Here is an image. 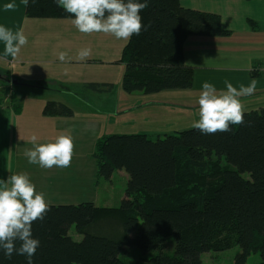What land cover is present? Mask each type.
<instances>
[{
    "label": "trees",
    "instance_id": "obj_1",
    "mask_svg": "<svg viewBox=\"0 0 264 264\" xmlns=\"http://www.w3.org/2000/svg\"><path fill=\"white\" fill-rule=\"evenodd\" d=\"M26 15L70 19L54 0H30ZM142 17L147 30L129 39L121 58L127 94L191 88L194 70L185 63V41L229 35L218 14L185 8L180 0H150ZM83 89L110 93L114 85L88 83ZM13 92L7 97L20 115L22 102ZM244 114L227 132L203 134L192 127L156 139L103 136L92 155L93 183L112 184L116 173L124 175V198L118 208L50 204L44 219L33 222L41 241L34 264H127V248L139 251L137 264H206L204 254L235 247L232 264H248L252 255L264 262V107ZM74 115L75 109L57 101L43 109L45 117ZM0 264L27 260L0 252Z\"/></svg>",
    "mask_w": 264,
    "mask_h": 264
},
{
    "label": "crops",
    "instance_id": "obj_2",
    "mask_svg": "<svg viewBox=\"0 0 264 264\" xmlns=\"http://www.w3.org/2000/svg\"><path fill=\"white\" fill-rule=\"evenodd\" d=\"M7 2L9 0H0V24L13 31L22 28L28 37V44L22 47L16 60L8 57L9 64L26 68L24 75H8L9 79L45 83L47 89L41 90L46 92H57V86L61 83L78 82L82 87L88 83L114 85L110 93L98 94L84 90L85 98L82 102L87 110H83V116H78L75 112L72 118L44 117L43 109L45 103L49 102L46 99L39 104V110L30 112L25 108L21 115H16L10 102H7L8 97L4 98L0 94V178L7 179L10 174L21 171L29 172L19 164L24 162L23 153L26 147L31 146L30 137L36 130L40 142L53 141L56 136L65 133L73 137L75 149L87 146L89 150L86 154V158L92 161L89 164L77 161L76 157L75 163L72 160L67 168L53 166L51 171L42 168V172L37 175H29L32 176L30 178L36 188L40 189L49 179L45 176L53 173L50 181L53 180L58 186L57 190H38L45 193L49 204L74 205L66 202L70 198L79 197L77 191L86 189L84 183L94 182L88 180V175L92 178L93 173H88L87 167H96L92 155L98 140L110 134L116 127L128 123L134 130L137 127V133L163 136L162 134L168 135L192 126L194 120L199 118L198 97L202 82L206 80L214 83L218 91L225 88V80L231 81L236 87L241 84L248 85L255 80V92L239 99L244 112L264 107V74L258 71L264 66V0H180L185 8L218 14L229 35L188 38L183 45V54L186 65L194 70L193 86L189 89L165 90L153 94L138 92L135 108L125 104L128 101L126 99L135 97L136 93L127 94L122 89L127 98L118 94V99L112 100L115 90L122 87L125 64L121 58L129 40L115 44L111 34L80 33L71 19H30L26 15L27 4L15 0L16 7L5 10L3 5ZM3 47L1 44L0 53L3 52ZM85 47L91 48V55L80 60L77 53ZM119 48L120 57L111 60V52L116 53ZM61 51H67L72 57L71 61L61 62L58 58ZM116 63L122 66V73L117 71L112 75L110 69ZM33 65L37 67L34 68ZM33 70L39 71L35 73ZM66 79L71 82L65 81ZM68 87L71 86L62 88L67 90ZM93 94L100 95L95 99L105 104L103 109L100 107L101 110H91L88 107L91 102L89 98ZM51 101L63 102L59 99ZM31 115L32 119L29 117ZM127 115L133 117L127 120ZM187 122L189 126L186 125ZM25 141L29 143L26 144ZM63 175L66 177L62 178ZM72 183L79 184L74 191L68 189Z\"/></svg>",
    "mask_w": 264,
    "mask_h": 264
},
{
    "label": "clouds",
    "instance_id": "obj_3",
    "mask_svg": "<svg viewBox=\"0 0 264 264\" xmlns=\"http://www.w3.org/2000/svg\"><path fill=\"white\" fill-rule=\"evenodd\" d=\"M28 4L30 0H21ZM35 2V0H31ZM69 14L72 24L80 33L111 34L118 40H129L139 36L148 25L143 23L142 10L149 6L150 0H54ZM5 10L16 7L15 0L3 5ZM0 43L3 52L0 56L16 60L23 46L28 44V37L22 28L13 31L0 24ZM91 55V48L78 51L77 58L84 60ZM61 62H69L72 57L67 51L59 53ZM225 88L217 90L214 83L202 82L198 97L199 118L192 127L203 134L227 132L231 126L244 121L243 105L240 97L251 95L256 90V81L248 85H233L224 81ZM26 144L29 141H25ZM30 147L23 155L27 162L41 168H67L73 156V137L62 133L53 141L40 142L36 133L30 137ZM50 208L46 195L38 191L26 173L10 174L7 179L0 178V252L8 259L13 253L26 257L27 264H34V256L41 245L33 235V222L42 220Z\"/></svg>",
    "mask_w": 264,
    "mask_h": 264
},
{
    "label": "rangeland",
    "instance_id": "obj_4",
    "mask_svg": "<svg viewBox=\"0 0 264 264\" xmlns=\"http://www.w3.org/2000/svg\"><path fill=\"white\" fill-rule=\"evenodd\" d=\"M114 40H115V44L116 43H122V42L126 41V40H118L115 37H114ZM1 44L2 43H0V45ZM120 49L121 48H119L116 51V53H114L113 51L111 52V54L109 56L111 60H117L120 57V54H121ZM9 61L10 60H8V57L2 56V59L0 58V62H2L0 64V74L3 75L2 79H0V94H2L4 98L5 97L7 98L8 94L11 90L14 91L13 93H15L16 99H18L19 101L24 103V104H22V110L23 109L25 110V108H27L28 110H30V112L35 111L36 109L39 110V104H41V101H44V99H46L48 101L59 99L60 101H63L61 103L65 102L64 104H67L68 106L75 109L76 115L83 116V114H84L83 110H87V109H86V105L82 102V100L85 98L84 89L78 82L73 83V82L66 79L65 81H68L71 83L70 84H68V83L59 84V86H57V89H58L57 92H49V91L46 92V91L41 90V89H47L44 86L45 83H38V81L27 82V81H23V80L21 81V80H16V79H11V78L9 79L8 75H12V74L24 75L23 72H24V70H26V68L21 67L20 65L9 64ZM93 63L96 64L97 62H93ZM99 65H101V64H99ZM32 67L36 68L37 66L33 65ZM21 68H22V71H21ZM79 70H80V68H78V71ZM33 71H35V73H38L39 70H33ZM117 71L120 72V74L122 73V66H120L118 63H116L113 66V68L111 67L110 74L115 75L114 72H117ZM29 73H31V71H29ZM12 81H14V83H12ZM6 83H8V84L5 85ZM61 86L64 88H66L67 86H71V87H68L69 90L68 89L63 90V88ZM75 86H77V87H75ZM10 87L12 89H10ZM118 94H121L123 96V98H127V94L122 93V87H121L120 90H115V92L112 94L113 95L112 100L118 99ZM97 95L98 94H93L89 98L91 100V102H89L88 107L91 110H97V109H100V107H102L101 109L104 108L105 104L103 102H99V100L95 99L98 96H100V95H98V96ZM134 96L135 97H133V98L126 99L128 101L125 105H130L131 107H134V108L137 107V93L134 94ZM105 97H106V95H105ZM191 100H192V97H191ZM7 102L9 103L10 99H7ZM10 107L12 108L11 105H10ZM198 112H199V110H198ZM190 113H192V111ZM29 117L31 119L33 118L32 115ZM131 117H133V116L127 115L126 119L128 120ZM186 125L189 126L188 122L186 123ZM184 129L185 130L192 129V126H189L188 128H184ZM113 131H115V132H113ZM113 131L109 132L110 134H106V135H111V134H115V133H117L118 135L137 134V127H135V130H134V128H131V125L126 123L122 127L121 126L116 127L115 130H113ZM181 131H184V130H181ZM35 133L37 134L38 131L36 130ZM172 133H174V132H172ZM172 133H169V134H172ZM162 135H165V134H162ZM150 136L153 139H156L158 137L157 134L150 135ZM11 149H14V148H11ZM88 151L89 150H87V146L84 148H77V149L74 148L73 149V156H72L73 163H75L76 157H77V161L87 162L88 164L90 162H92L86 158V154ZM23 159H24V162L23 163L21 162L19 165H23L25 169L29 170V172H26L27 175H32V173H33V175H34V173H36L35 175H37V173L42 172L41 167H39L38 165L29 164L27 162L26 157H24ZM93 164H94V161H93ZM45 170H46V168H45ZM51 170H52L51 168L47 169V171H51ZM87 171H88V173H93L92 178H90V176H89L90 174L88 175V180H94L95 175H96L95 166H92L91 168H90V166H88ZM21 172H23V171H21ZM52 174L53 173H48V175L45 176L47 179L49 178L45 182L46 185L43 188H40V189L37 188V190H43L45 192L57 190L58 186L55 185V183H53V180L50 181V177ZM32 176H30V177H32ZM65 177H66L65 175L62 176V178H65ZM113 179H114V181L112 184L106 182L105 180H101L96 185L92 182H91L92 185L89 184L88 182L84 183L83 186L86 189L81 188L77 191L79 197L78 198H70L69 202H66V203L76 205V204L85 203V202H92L97 206H102L105 208H109V207L118 208L120 202L122 201V199L125 196L126 177H124V175H121V174L117 176V173H116L114 175ZM62 185H64V184H62ZM76 187H79V184L72 183V186H70V188H68V187H66V188H68L71 191H74L76 189ZM59 205H68V204H59ZM171 240L173 241L172 238H171ZM172 252H173V250L170 253H172ZM237 252H238V248L235 247L234 249L229 250L227 252H223V253H219V254H213V253L204 254L202 257H203V260L205 261L206 264H232L234 257H235ZM122 256H123L124 261L127 264H137V262L140 261V259H141V255H140L139 251H137V249H134V248H127L124 251V253L122 254ZM248 264H264V262L262 261V259L258 255H252L248 259Z\"/></svg>",
    "mask_w": 264,
    "mask_h": 264
},
{
    "label": "built area",
    "instance_id": "obj_5",
    "mask_svg": "<svg viewBox=\"0 0 264 264\" xmlns=\"http://www.w3.org/2000/svg\"><path fill=\"white\" fill-rule=\"evenodd\" d=\"M258 71L264 74V66L262 68L258 69Z\"/></svg>",
    "mask_w": 264,
    "mask_h": 264
},
{
    "label": "water",
    "instance_id": "obj_6",
    "mask_svg": "<svg viewBox=\"0 0 264 264\" xmlns=\"http://www.w3.org/2000/svg\"><path fill=\"white\" fill-rule=\"evenodd\" d=\"M0 79H2V75L0 74Z\"/></svg>",
    "mask_w": 264,
    "mask_h": 264
}]
</instances>
